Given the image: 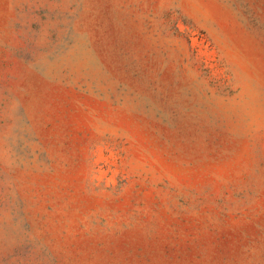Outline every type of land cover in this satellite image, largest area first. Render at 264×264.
I'll return each instance as SVG.
<instances>
[{"label":"rangeland","instance_id":"rangeland-1","mask_svg":"<svg viewBox=\"0 0 264 264\" xmlns=\"http://www.w3.org/2000/svg\"><path fill=\"white\" fill-rule=\"evenodd\" d=\"M0 264H264V0H0Z\"/></svg>","mask_w":264,"mask_h":264}]
</instances>
